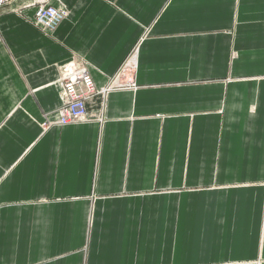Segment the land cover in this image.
Returning a JSON list of instances; mask_svg holds the SVG:
<instances>
[{
  "label": "crops",
  "instance_id": "crops-1",
  "mask_svg": "<svg viewBox=\"0 0 264 264\" xmlns=\"http://www.w3.org/2000/svg\"><path fill=\"white\" fill-rule=\"evenodd\" d=\"M33 2L0 8V264H264V0ZM74 61L123 87L47 126Z\"/></svg>",
  "mask_w": 264,
  "mask_h": 264
},
{
  "label": "built area",
  "instance_id": "built-area-1",
  "mask_svg": "<svg viewBox=\"0 0 264 264\" xmlns=\"http://www.w3.org/2000/svg\"><path fill=\"white\" fill-rule=\"evenodd\" d=\"M9 0H0V8ZM33 23L42 32L52 33L66 18L65 9L52 5V0H34ZM61 77V104L55 110L54 121H48L47 126H66L88 121L87 103L97 95H104L110 88L123 87L120 79L125 77L126 69L121 68L112 82L105 88H97L89 70L79 64L63 67ZM129 86L130 83H124Z\"/></svg>",
  "mask_w": 264,
  "mask_h": 264
},
{
  "label": "rangeland",
  "instance_id": "rangeland-1",
  "mask_svg": "<svg viewBox=\"0 0 264 264\" xmlns=\"http://www.w3.org/2000/svg\"><path fill=\"white\" fill-rule=\"evenodd\" d=\"M63 9H64V8H63ZM77 64H79V63H77V61H74L73 65H77Z\"/></svg>",
  "mask_w": 264,
  "mask_h": 264
}]
</instances>
